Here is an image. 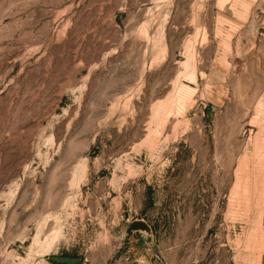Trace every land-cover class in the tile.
Masks as SVG:
<instances>
[{"label":"rangeland","instance_id":"rangeland-1","mask_svg":"<svg viewBox=\"0 0 264 264\" xmlns=\"http://www.w3.org/2000/svg\"><path fill=\"white\" fill-rule=\"evenodd\" d=\"M0 264H264V0H0Z\"/></svg>","mask_w":264,"mask_h":264},{"label":"water","instance_id":"water-1","mask_svg":"<svg viewBox=\"0 0 264 264\" xmlns=\"http://www.w3.org/2000/svg\"><path fill=\"white\" fill-rule=\"evenodd\" d=\"M137 222H133L132 225H135Z\"/></svg>","mask_w":264,"mask_h":264}]
</instances>
